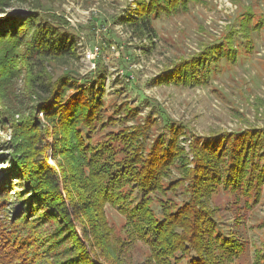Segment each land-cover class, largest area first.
I'll return each instance as SVG.
<instances>
[{"label":"trees","instance_id":"trees-1","mask_svg":"<svg viewBox=\"0 0 264 264\" xmlns=\"http://www.w3.org/2000/svg\"><path fill=\"white\" fill-rule=\"evenodd\" d=\"M48 1L0 0V14L26 7L0 22V127L10 132L0 144L9 162L0 171V264H239L243 247L211 202L220 193L248 207L260 201L264 126L197 136L151 98L143 118L126 101L107 114L100 59L82 77L55 76L77 53ZM129 1L120 24L152 44L155 21L203 0ZM263 28V16L246 9L154 81L205 86L250 55ZM106 206L123 219L122 235L108 226ZM135 244L145 248L138 261ZM252 264H264V238Z\"/></svg>","mask_w":264,"mask_h":264},{"label":"rangeland","instance_id":"rangeland-1","mask_svg":"<svg viewBox=\"0 0 264 264\" xmlns=\"http://www.w3.org/2000/svg\"><path fill=\"white\" fill-rule=\"evenodd\" d=\"M129 3V0L46 2L47 11L69 23L77 53V60L70 61L68 67H58L55 76L82 77L95 70L100 59L105 68L107 114L112 112L114 104L126 101L138 106V117L143 118L150 109L144 103L151 98L170 118L181 121L197 136L264 126V28L253 36L254 50L250 55H244L236 65L222 68L205 86L174 87L154 81L173 64L220 38L233 16L250 9L264 18V0H203L191 5L183 14L155 21L152 44L146 39L137 40L120 24ZM25 11V6L7 9L0 14V22L16 12ZM122 48L127 55L123 61L119 58L124 53ZM93 50L96 54L89 62L85 53ZM129 67L134 75L126 78L125 74H131ZM5 127H0V144L9 138L10 132ZM183 139L180 138V145L188 152V142ZM6 156L7 152L0 148V171L9 167V162L2 160ZM13 179L12 183H17ZM245 201L236 195L220 193L212 198L211 205L218 209L215 217L221 227L235 235L243 247L238 263L252 264L254 251L259 249L264 238V187L256 205L248 207ZM105 213L108 226L122 235L121 216L109 206L105 207ZM144 250L143 246L135 244L131 259L138 261Z\"/></svg>","mask_w":264,"mask_h":264},{"label":"built area","instance_id":"built-area-1","mask_svg":"<svg viewBox=\"0 0 264 264\" xmlns=\"http://www.w3.org/2000/svg\"><path fill=\"white\" fill-rule=\"evenodd\" d=\"M95 54H96V50H93V51H87V52L85 53V58L87 59V61L90 62L91 60L94 59Z\"/></svg>","mask_w":264,"mask_h":264}]
</instances>
